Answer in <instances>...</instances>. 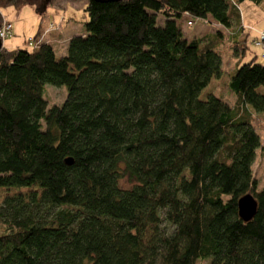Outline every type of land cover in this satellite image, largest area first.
<instances>
[{
    "label": "trees",
    "instance_id": "16d2710c",
    "mask_svg": "<svg viewBox=\"0 0 264 264\" xmlns=\"http://www.w3.org/2000/svg\"><path fill=\"white\" fill-rule=\"evenodd\" d=\"M242 1L86 0L63 52L46 38L1 46L0 187L30 191L0 202V264H264L252 172L264 59L236 61L235 105L199 97L222 74V42L246 53ZM184 15L222 29L187 39ZM45 83L65 86L60 104L42 97ZM246 193L257 206L243 221Z\"/></svg>",
    "mask_w": 264,
    "mask_h": 264
},
{
    "label": "rangeland",
    "instance_id": "374dc122",
    "mask_svg": "<svg viewBox=\"0 0 264 264\" xmlns=\"http://www.w3.org/2000/svg\"><path fill=\"white\" fill-rule=\"evenodd\" d=\"M84 5V0H25L18 8L13 6L0 8V14L4 15L11 23V34L8 38L3 40V46L6 48L15 47L14 43L17 42L19 46L29 48L25 40L28 37H33L36 32V38L38 39L44 28L47 27L49 23H52L55 26L53 32L55 31L61 39L58 45L64 51L67 39L72 34L80 33L83 30V23L87 19ZM238 7L242 14V18L249 23L245 25L247 33L246 53L239 58L232 57L229 42H222L219 45L220 51L218 50L222 59V74L219 78L212 79L210 83L201 90L199 95V97L204 98L207 94L213 93L221 97L231 106L235 105V96L228 90L227 81L230 72H232L233 68L236 66V61L238 60L237 63L240 64L247 61L251 55L254 54L257 61L263 60L261 55L262 48L254 46L251 40L260 30H264V11L259 5L249 0L239 2ZM252 10H255V12ZM161 21L162 16L158 15L157 22L159 23ZM179 25L181 26L180 21ZM183 26L184 27L181 26L182 34L187 39L193 35H210L217 28L222 29V27L214 24L211 20L202 21L196 19L188 25L185 22ZM224 34H226V31ZM225 36H227V34ZM55 53H58L57 50H55ZM233 54H235V51ZM65 95L66 89L64 85L56 86L49 83L43 85L42 97L47 100L48 105L60 104L64 100ZM252 119V124L261 142V147L256 150L252 172L257 180V188H261L264 186V113L254 114ZM121 183L125 184L126 182L121 181ZM29 191V188L24 187L19 189L0 187V202L5 196L17 193L26 194ZM195 264H207V261L200 259L197 260Z\"/></svg>",
    "mask_w": 264,
    "mask_h": 264
},
{
    "label": "built area",
    "instance_id": "2783aa9c",
    "mask_svg": "<svg viewBox=\"0 0 264 264\" xmlns=\"http://www.w3.org/2000/svg\"><path fill=\"white\" fill-rule=\"evenodd\" d=\"M186 24H190L189 21L186 22ZM55 28V26L52 23H49L47 27L44 28L41 36L37 39V38H33V37H28L25 42L29 47H33L37 44V42H39L41 39L45 38V36H47L49 34V32L53 31ZM11 34V23L10 21H8V19L0 14V40L1 43L3 42V40H5L6 38H8ZM254 46H258L261 47L262 49V57L264 59V30H260L256 35L254 40L252 41ZM3 45V43H2Z\"/></svg>",
    "mask_w": 264,
    "mask_h": 264
},
{
    "label": "water",
    "instance_id": "95a60500",
    "mask_svg": "<svg viewBox=\"0 0 264 264\" xmlns=\"http://www.w3.org/2000/svg\"><path fill=\"white\" fill-rule=\"evenodd\" d=\"M49 1V0H46ZM94 1H100V2H106V1H116V0H94ZM2 46L1 40H0V48ZM66 162H71L70 158L66 159ZM256 200L250 193H246L239 197L237 199V214L239 218L243 221H248L253 217L256 211Z\"/></svg>",
    "mask_w": 264,
    "mask_h": 264
},
{
    "label": "crops",
    "instance_id": "0c3cea01",
    "mask_svg": "<svg viewBox=\"0 0 264 264\" xmlns=\"http://www.w3.org/2000/svg\"><path fill=\"white\" fill-rule=\"evenodd\" d=\"M84 1H86V0H84ZM253 12H255V10H252ZM241 14V13H240ZM182 18H184V19H182ZM182 18H181V26L182 27H184L183 25H185V22H186V19H187V15H184V16H182ZM183 20H185V21H183ZM213 21L212 20V18H210V17H207V20L206 21ZM183 21V22H182ZM241 21H242V24L245 26L246 24H249L248 23V21H245L243 18H242V14H241ZM213 23L214 24H216V25H218L216 22H214L213 21ZM218 29V28H217ZM226 31V30H225ZM226 34H228V32L226 31ZM245 34V35H244ZM241 35H242V37L243 36H246V38H247V35H246V30H243V32L241 33ZM240 35V36H241ZM193 36H196V35H193ZM192 37V36H191ZM46 38L50 41V43L53 45V48H54V50H56L57 49V51L59 52V53H61V52H63V49H61V47L58 45V44H60V41H61V39H60V37H59V35L54 31H52V32H49V34L46 36ZM241 38V37H240ZM15 45V47H17V46H19L18 44H17V42H15L14 43ZM19 47H21V46H19Z\"/></svg>",
    "mask_w": 264,
    "mask_h": 264
}]
</instances>
